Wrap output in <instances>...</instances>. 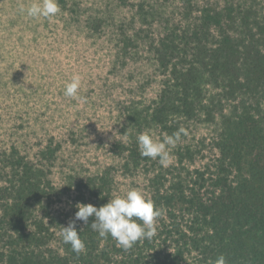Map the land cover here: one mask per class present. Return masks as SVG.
<instances>
[{"label":"trees","instance_id":"16d2710c","mask_svg":"<svg viewBox=\"0 0 264 264\" xmlns=\"http://www.w3.org/2000/svg\"><path fill=\"white\" fill-rule=\"evenodd\" d=\"M60 3L73 24L100 35L110 26L100 11L83 20L77 2ZM131 6L140 28L133 33L119 26L116 57L136 59L141 47L162 77L151 104H133L128 112L132 134L156 127L172 135L198 119L211 90L219 89L240 100L223 115L217 158L189 171L193 155L180 149L175 173L163 166L148 170L150 199L162 212L151 239L125 251L110 235L93 231L89 217L87 225L76 222L85 245L77 254L60 235L72 220L58 212L57 203L77 193L78 203L100 207L113 198L112 176L65 177L60 184L54 169L61 147L53 141L37 159L17 148L4 152L0 264H210L221 254L227 264H264V8L259 0H139ZM116 149L126 171L154 165L141 156L136 137Z\"/></svg>","mask_w":264,"mask_h":264},{"label":"rangeland","instance_id":"374dc122","mask_svg":"<svg viewBox=\"0 0 264 264\" xmlns=\"http://www.w3.org/2000/svg\"><path fill=\"white\" fill-rule=\"evenodd\" d=\"M67 1L79 4L85 13L83 20L98 11L104 13L101 17L110 24L105 34L71 23V14L60 0V11L52 18H31L20 11L40 0H0V154L17 148L37 159L53 141L61 147L54 169L60 184L68 177L109 172L113 198L137 189L150 199L148 170H159V160H153L150 168L126 171L116 149L119 142L139 135L132 134L126 119L133 104L139 108L150 105L161 89L157 63L147 50L140 47L139 56L125 62L116 57L119 26L133 33L140 28L131 6L139 0ZM258 7L264 8V0H259ZM74 74L81 77L83 101L63 95L65 83ZM211 93L201 116L180 126L186 134L169 149L171 162L164 169L175 173L180 149H190L193 155V162L188 159L186 164L189 171L217 158L215 143L223 115L231 114L240 98L226 97L219 89ZM142 132L157 140L166 134L156 127ZM76 196L71 193L57 203L58 212L71 220L77 211Z\"/></svg>","mask_w":264,"mask_h":264},{"label":"clouds","instance_id":"9594fccd","mask_svg":"<svg viewBox=\"0 0 264 264\" xmlns=\"http://www.w3.org/2000/svg\"><path fill=\"white\" fill-rule=\"evenodd\" d=\"M20 11L31 18H52L60 9L57 0H40L27 7L22 6ZM80 90L81 77L79 74H74L70 82L65 83L63 95L83 101ZM182 134H186L183 128L172 135L165 134L161 140H157L148 132L140 133L137 136V144L141 156L158 159L161 166L168 167L171 162L169 149L176 146ZM75 207L77 211L74 220L66 227L61 226L60 235L63 242L70 244L77 254L84 250L85 245L77 231L76 221H82L87 225L89 217H93V222L90 224L93 231L101 238L110 235L116 241L117 247L128 251L138 241L151 239L156 235V221L162 215L154 202L137 189H131L123 196H114L100 207L83 203H77ZM210 264H227V260L221 254Z\"/></svg>","mask_w":264,"mask_h":264}]
</instances>
